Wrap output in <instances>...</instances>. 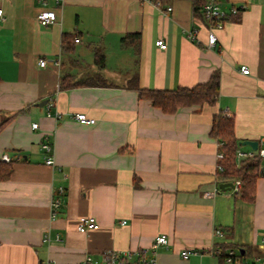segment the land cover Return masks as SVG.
Listing matches in <instances>:
<instances>
[{
  "label": "crops",
  "instance_id": "1",
  "mask_svg": "<svg viewBox=\"0 0 264 264\" xmlns=\"http://www.w3.org/2000/svg\"><path fill=\"white\" fill-rule=\"evenodd\" d=\"M46 6L56 22L43 26L38 0H0V113L10 117L0 131V161L7 154L12 164L0 180V264L101 261L109 252L150 247L160 234L168 243L155 248V264H221L210 253L216 246L264 264V177L252 200L221 190L232 181L220 179V146L210 133L213 117L228 111L237 141L264 148V0H221L228 14L213 48L205 46L208 22L194 0ZM192 29L197 40L187 36ZM128 33L139 34L136 48L132 38L121 46ZM213 72L216 102L174 113L128 87L134 76L145 89L192 87ZM64 79L93 82L62 88ZM75 113L95 122L79 123ZM43 143L51 146V164ZM249 150L238 144L236 152ZM87 216L98 228L78 231ZM184 249L193 252L183 258Z\"/></svg>",
  "mask_w": 264,
  "mask_h": 264
},
{
  "label": "trees",
  "instance_id": "2",
  "mask_svg": "<svg viewBox=\"0 0 264 264\" xmlns=\"http://www.w3.org/2000/svg\"><path fill=\"white\" fill-rule=\"evenodd\" d=\"M194 10L200 11L198 2L194 0ZM132 38V39H131ZM131 39V40H129ZM139 40L138 33H128L121 38V46L126 47L133 43V47H137L135 41ZM95 63L99 66L103 65L104 56L101 49L95 50ZM99 81L104 80L98 78ZM93 79L87 81H79L75 83H67L64 79L61 87H76L82 84H90ZM128 87L137 91L140 98L149 100L152 106L160 108L165 113H174L177 109L191 105H212L216 102L219 93V74L213 72L207 82L196 84L192 87H178L173 90H155L145 89L138 85L137 77H132L128 82ZM10 120V117L0 113V131L5 124ZM235 121L234 117L226 116L225 113H218L213 117L211 126V135L218 140L219 150L223 153V159L220 161L223 170L219 171L220 179L231 180L234 182L239 179L241 185L235 193L244 200H252L255 192V182L260 175V168L263 164V159L254 155L253 157H242L236 160L237 146L239 142L234 135ZM12 172V164L9 162L0 161V180L7 179ZM240 254L243 258L244 254ZM224 255H221L222 258Z\"/></svg>",
  "mask_w": 264,
  "mask_h": 264
},
{
  "label": "built area",
  "instance_id": "3",
  "mask_svg": "<svg viewBox=\"0 0 264 264\" xmlns=\"http://www.w3.org/2000/svg\"><path fill=\"white\" fill-rule=\"evenodd\" d=\"M63 0H54L56 5H59ZM198 2V6L201 12L202 17L205 19V21L208 22V31H207V37L205 46L207 48H213L217 44V35L215 33V30H221L224 27V23L227 17L228 12L224 10L221 6V0H195ZM38 2L43 6L41 10L38 11L36 14V20L40 25L46 26L49 24H52L56 22V13L53 9L48 8L46 6L48 0H38ZM45 6V7H44ZM167 10H170V8H167ZM237 9L235 7H231L229 13H236ZM2 15V9H0V16ZM187 36L191 40H197L196 38V31L195 29L188 30ZM75 41H79L78 39H75ZM155 44L159 46L160 48L164 49L166 47V44L164 43L163 39H158L155 41ZM46 64L45 59H41L39 61L40 66H44ZM240 71L243 74H249V68L245 65L240 66ZM226 116H231V114L228 111H224ZM73 117L75 120H77L79 123L82 124H93L95 122V119L88 118L84 113H75L73 114ZM33 128L37 127V123L32 124ZM42 148L47 152V155L45 156V163L51 164L52 163V157L50 155L51 153V146L48 143H43ZM254 155H258L263 159V164L260 168V175L264 177V148L258 147L256 150H249L246 153H239L237 157H253ZM217 164L216 169L218 171L223 170V166L221 164V160L223 159V153L218 152L217 155ZM1 160L3 162H9L11 159L7 154L2 155ZM233 190L237 191L239 186L241 185V182L239 179L235 180L233 182ZM59 205V201L55 200L52 203V216L56 213V208ZM124 223V221H123ZM98 223L92 216L87 217H80L78 220V231L85 232L89 229H96L98 228ZM216 234H220L219 230H215ZM264 240V235H263ZM168 240L167 237L164 234L158 235L152 245L150 247L146 248H139L136 250H127L123 251L121 253H115V252H109L107 253L104 258L101 261L93 260L90 256H86L82 263L80 264H155V257H154V250L159 245H167ZM193 251L184 249L181 251V256L183 258H187ZM210 253L214 256L220 258L221 255H224L221 259V264H254V263H248L245 258H243L240 254V252L231 247L227 248H221V247H214L210 249ZM258 260V258L256 259ZM41 264H57L52 262H43Z\"/></svg>",
  "mask_w": 264,
  "mask_h": 264
},
{
  "label": "water",
  "instance_id": "4",
  "mask_svg": "<svg viewBox=\"0 0 264 264\" xmlns=\"http://www.w3.org/2000/svg\"><path fill=\"white\" fill-rule=\"evenodd\" d=\"M47 101H42L39 103V105H44ZM240 145L242 146H249L251 148V150H256L258 148V142L255 140H243L239 142ZM233 183L232 182H225V183H221L219 185V188L221 190H229L233 188Z\"/></svg>",
  "mask_w": 264,
  "mask_h": 264
}]
</instances>
